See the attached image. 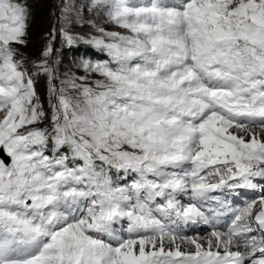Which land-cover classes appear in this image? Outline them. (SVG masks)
Returning <instances> with one entry per match:
<instances>
[{"label":"snow or ice","instance_id":"snow-or-ice-1","mask_svg":"<svg viewBox=\"0 0 264 264\" xmlns=\"http://www.w3.org/2000/svg\"><path fill=\"white\" fill-rule=\"evenodd\" d=\"M54 8L30 57L31 0H0V264H264V195H214L264 179V0ZM57 36L105 58L61 70Z\"/></svg>","mask_w":264,"mask_h":264},{"label":"rangeland","instance_id":"rangeland-1","mask_svg":"<svg viewBox=\"0 0 264 264\" xmlns=\"http://www.w3.org/2000/svg\"><path fill=\"white\" fill-rule=\"evenodd\" d=\"M57 0H31L32 4V20L29 29L30 35L28 37L29 43L26 49H23L30 57H36L42 46L45 43L46 34L57 25L56 15L54 5ZM90 29L88 26H76L73 31L84 35ZM54 47L57 49L56 55L61 60V70H72L82 74V71L77 67L83 60L90 61H100L105 57L103 54L90 44L78 42L72 46H62L60 37L57 36L54 42ZM37 91L41 97V100L45 102V107H47L46 95H47V84L43 78L38 79ZM261 196V195H260ZM258 198V197H257ZM250 201L256 200L255 195L250 194ZM204 234L206 232H203ZM200 234V233H199ZM193 234V235H199ZM190 235V236H193Z\"/></svg>","mask_w":264,"mask_h":264},{"label":"bare ground","instance_id":"bare-ground-1","mask_svg":"<svg viewBox=\"0 0 264 264\" xmlns=\"http://www.w3.org/2000/svg\"><path fill=\"white\" fill-rule=\"evenodd\" d=\"M219 222H220V223H224V217H221ZM183 231L185 232L186 235H188V234H187V229H186V227H184ZM198 234H199V233H198ZM199 235H200V236H206L207 233H205V234L200 233ZM193 236H195V235H193Z\"/></svg>","mask_w":264,"mask_h":264},{"label":"water","instance_id":"water-1","mask_svg":"<svg viewBox=\"0 0 264 264\" xmlns=\"http://www.w3.org/2000/svg\"><path fill=\"white\" fill-rule=\"evenodd\" d=\"M3 154H0V156L2 157Z\"/></svg>","mask_w":264,"mask_h":264}]
</instances>
